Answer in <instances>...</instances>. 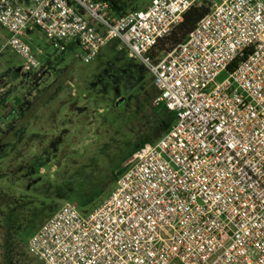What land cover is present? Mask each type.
<instances>
[{
	"label": "built area",
	"instance_id": "1",
	"mask_svg": "<svg viewBox=\"0 0 264 264\" xmlns=\"http://www.w3.org/2000/svg\"><path fill=\"white\" fill-rule=\"evenodd\" d=\"M201 5L153 0L117 15L110 0H0L25 74L44 67L28 32L85 64L118 42L175 114L117 171L98 208L66 202L30 238L43 264H264V0L213 1L184 42L160 52Z\"/></svg>",
	"mask_w": 264,
	"mask_h": 264
},
{
	"label": "rangeland",
	"instance_id": "2",
	"mask_svg": "<svg viewBox=\"0 0 264 264\" xmlns=\"http://www.w3.org/2000/svg\"><path fill=\"white\" fill-rule=\"evenodd\" d=\"M130 1L146 11L153 0ZM27 36L38 59L51 61L29 74L0 25V264H43L30 238L66 202L98 208L117 171L171 127L150 72L118 42L85 64L56 52L39 30Z\"/></svg>",
	"mask_w": 264,
	"mask_h": 264
},
{
	"label": "trees",
	"instance_id": "3",
	"mask_svg": "<svg viewBox=\"0 0 264 264\" xmlns=\"http://www.w3.org/2000/svg\"><path fill=\"white\" fill-rule=\"evenodd\" d=\"M113 10L117 15H124L130 11H134L132 9V3L130 0H110ZM209 5L202 4L201 6H193L185 15L184 21L182 24L177 26L172 33L166 37L159 47V51H168L174 48L175 46L181 44L185 41V39L189 36V34L195 29L197 24L209 13ZM44 64L50 65L51 61L47 60ZM236 64V63H235ZM154 86V85H153ZM157 96H159L158 91L154 87ZM1 106V104H0ZM165 110L169 117L167 120V125L170 124L172 126L175 122V114L170 112L165 107L162 109ZM162 131L157 138H161L163 136ZM154 142V141H150Z\"/></svg>",
	"mask_w": 264,
	"mask_h": 264
}]
</instances>
